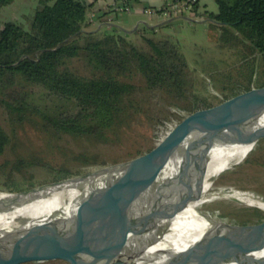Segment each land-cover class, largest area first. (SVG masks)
Listing matches in <instances>:
<instances>
[{
	"label": "trees",
	"instance_id": "1",
	"mask_svg": "<svg viewBox=\"0 0 264 264\" xmlns=\"http://www.w3.org/2000/svg\"><path fill=\"white\" fill-rule=\"evenodd\" d=\"M198 1L193 13L198 11ZM215 1L217 11L205 10L202 15L224 32L232 29L237 32L230 36V45L240 42L246 46L245 58L250 59V64L249 67L246 64L245 76L252 72L243 86L222 87L225 100L264 85V0ZM12 2L0 0V10ZM92 5L84 0H39L34 12L26 17L29 28L15 20L3 23L0 27V91L4 94L1 102L22 117L21 112L29 105L23 86L39 85L67 104L51 113L35 106L44 130L95 139L103 138L119 126L123 101L134 91L127 79L134 76L141 75L147 89L182 102L188 114L215 104L194 92L193 78L178 40L147 36L154 31L144 29L137 32L143 34L146 44L137 45L127 34L86 30L87 13ZM73 59H82L88 74L73 69L69 65ZM257 70L260 73L254 81ZM236 82L241 84L239 80ZM15 86L22 87L19 90ZM123 139L118 136V141ZM9 141L8 132L0 125V158ZM30 163L27 159H19L12 166L0 163V175L10 166L12 173L22 172ZM59 172L56 178L72 174L66 169Z\"/></svg>",
	"mask_w": 264,
	"mask_h": 264
},
{
	"label": "rangeland",
	"instance_id": "2",
	"mask_svg": "<svg viewBox=\"0 0 264 264\" xmlns=\"http://www.w3.org/2000/svg\"><path fill=\"white\" fill-rule=\"evenodd\" d=\"M38 5L39 0H13L0 10V27L5 21L15 20L29 28L30 21L26 17L32 14ZM173 27L170 37L181 44L193 78L194 92H199L216 104L223 100V86H243L248 83V77L252 72L245 76L244 71L248 70L246 64L248 67L250 64V59L245 58L247 48L240 42H234L233 45L229 42L230 36L237 33L235 30L224 32L211 22L188 19H179ZM148 35L161 37L160 34L155 36L153 33H147ZM129 38L137 45L146 44L142 33L137 32ZM69 65L82 74H88L82 59H73ZM259 73L260 70H257L254 81L257 80ZM127 80L134 86V91L123 101L124 110L120 124L101 139L44 130L41 114L35 106L51 113L66 107L67 104L59 101L46 88L39 85L23 86L28 93L29 105L21 112L22 117L0 101V125L10 136L0 163H9L12 166L19 159L31 162L22 172L12 173L11 166L5 171L2 170L0 192L16 193L47 184L58 179L56 175L60 173V169L69 170L74 174L138 156L158 144L182 118L188 115L182 107V102L147 89L141 75ZM237 80L241 81V84H238ZM253 85L257 84L254 82ZM15 87L20 90L22 86ZM0 97H4L1 91ZM118 136L124 139L118 141ZM84 188L85 184H82L80 189ZM230 194L264 201V139L255 143L244 160L233 164L217 176L206 195V201L199 208L213 219L224 222H242L257 218L264 212L258 206L245 203ZM26 264L68 263L51 259Z\"/></svg>",
	"mask_w": 264,
	"mask_h": 264
},
{
	"label": "bare ground",
	"instance_id": "3",
	"mask_svg": "<svg viewBox=\"0 0 264 264\" xmlns=\"http://www.w3.org/2000/svg\"><path fill=\"white\" fill-rule=\"evenodd\" d=\"M199 122L182 127L166 146L172 155L159 179L178 170L181 154ZM264 135V106L247 116L232 139L240 142L249 136ZM254 143L231 144L218 142L209 154L203 171L189 183L170 187L137 185L113 178L99 183L79 200V193L71 184H64L49 194L45 193L19 205L15 193L0 192V247L9 227L18 218H26L23 228L34 233L37 223L55 219V230L72 240L111 242L121 246L117 251H106L119 264H166L172 255L197 241L211 228L213 219L199 208L215 179L233 164L246 158ZM188 172L182 178L190 176ZM179 173L176 180H179ZM107 180V179H106ZM245 203L264 209V201L230 194ZM187 199L185 207L172 209L169 218L159 210H169L172 203ZM153 214V218L151 217ZM158 214V215H157ZM221 221V220H216ZM264 264V232L245 235L220 264Z\"/></svg>",
	"mask_w": 264,
	"mask_h": 264
},
{
	"label": "water",
	"instance_id": "4",
	"mask_svg": "<svg viewBox=\"0 0 264 264\" xmlns=\"http://www.w3.org/2000/svg\"><path fill=\"white\" fill-rule=\"evenodd\" d=\"M173 20L174 18H170V21ZM263 106L264 85L238 93L212 106L200 108L182 118L158 144L147 152L124 161L74 173L47 184L21 190L15 193L18 199L14 205L54 192L61 189L64 184H71L81 198L86 192L95 189L99 183L116 177L137 185L157 187L189 183L192 177L203 171L216 143L255 144L264 139V135L249 136L240 142L232 139L247 116ZM195 122L199 124L192 134L193 138L181 154L178 170L160 180L159 176L172 156L169 150L166 151V146L172 142L182 127ZM188 172H191L190 176L182 178ZM178 173L179 180H176ZM82 184H85L83 190L80 189ZM187 201V199L176 201L171 204L169 210H159L157 213L169 218L172 209L185 207ZM151 217H154L153 214ZM25 221L26 218H18L5 232L3 245L0 247V264H26L51 259L63 260L68 264H119L106 252L117 251L121 247L119 245L62 237L56 233L53 218L37 223L33 235H30L23 228ZM211 222V228L191 245L176 251L166 264H220L226 260L230 251L245 235L254 231L264 232V212L257 218L242 222H218L216 219H212Z\"/></svg>",
	"mask_w": 264,
	"mask_h": 264
},
{
	"label": "crops",
	"instance_id": "5",
	"mask_svg": "<svg viewBox=\"0 0 264 264\" xmlns=\"http://www.w3.org/2000/svg\"><path fill=\"white\" fill-rule=\"evenodd\" d=\"M87 3H93L87 13L88 23L86 30H101L103 32H116L134 36L138 30H153L154 35L160 34L159 38L172 36L173 24L179 19H188L190 21L211 22L213 20L202 15L205 10L217 11L218 6L215 0H199L197 13H182L174 18L173 21L161 17L158 13L148 15L144 12L145 7L160 8L165 0H84ZM126 3L129 7V13L123 14L117 6ZM143 15H145L143 17ZM175 31V30H174Z\"/></svg>",
	"mask_w": 264,
	"mask_h": 264
},
{
	"label": "built area",
	"instance_id": "6",
	"mask_svg": "<svg viewBox=\"0 0 264 264\" xmlns=\"http://www.w3.org/2000/svg\"><path fill=\"white\" fill-rule=\"evenodd\" d=\"M197 1L198 0H165L160 8L156 9L148 6L145 7L144 12L148 15L158 13L161 17L170 19L185 12L193 13L192 9ZM117 9L129 11L130 7L124 3L121 6H117Z\"/></svg>",
	"mask_w": 264,
	"mask_h": 264
}]
</instances>
